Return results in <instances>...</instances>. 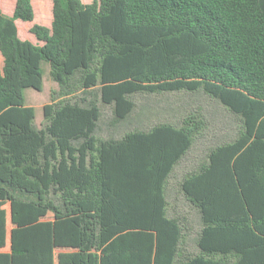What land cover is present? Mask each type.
<instances>
[{"label":"trees","instance_id":"1","mask_svg":"<svg viewBox=\"0 0 264 264\" xmlns=\"http://www.w3.org/2000/svg\"><path fill=\"white\" fill-rule=\"evenodd\" d=\"M0 264H264V0H0Z\"/></svg>","mask_w":264,"mask_h":264},{"label":"rangeland","instance_id":"2","mask_svg":"<svg viewBox=\"0 0 264 264\" xmlns=\"http://www.w3.org/2000/svg\"><path fill=\"white\" fill-rule=\"evenodd\" d=\"M139 120L136 119V115H131L126 121H122L118 126L120 127L119 133L133 130L138 125ZM100 133V130L98 131Z\"/></svg>","mask_w":264,"mask_h":264}]
</instances>
